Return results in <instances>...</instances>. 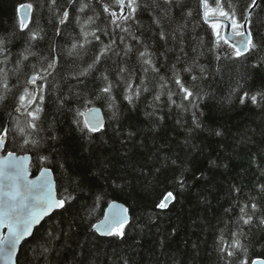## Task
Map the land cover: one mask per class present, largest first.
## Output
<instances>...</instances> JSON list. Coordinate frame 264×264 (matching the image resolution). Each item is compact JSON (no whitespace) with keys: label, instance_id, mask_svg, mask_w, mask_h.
<instances>
[{"label":"trees","instance_id":"trees-1","mask_svg":"<svg viewBox=\"0 0 264 264\" xmlns=\"http://www.w3.org/2000/svg\"><path fill=\"white\" fill-rule=\"evenodd\" d=\"M26 3L33 4V19L43 30L40 35L44 38L35 42L33 50L42 56L58 57L55 74L49 77L53 88L44 101L45 128L50 125L52 134L57 137L52 142L48 167L53 169L55 178L62 171L59 163L84 177L83 191L74 193L81 197L78 202L81 215L84 214L85 204L92 205L93 193H105V200L96 206L91 222L101 220L108 204L113 201L128 206L131 221L126 226L125 240L98 233L93 235L88 229V222L80 223L56 244L55 250L45 259L39 245L47 232L61 222L68 231L66 221L70 213L61 214V210H57L23 243L18 264H92L94 259L97 264H112L113 261L123 264L124 260L128 264H223L216 246L221 232L226 231L230 215H226L225 209L234 207L236 203L237 194L233 189H242L243 200L259 181H264V176L259 174L253 163V157L264 147V110L251 104L241 105L229 98L237 74L243 69L239 62H217L207 54L209 43L215 40V36L212 24L205 23L201 18L203 10L199 9L198 0H180L171 10L174 22L171 27L166 25L171 31L177 23H186L180 46L187 52L190 53L200 42L204 44L205 55L200 57V63L208 69V74L204 80L198 81L205 95L199 107L202 128L190 137L191 144L197 145L195 149L185 146L186 138H189L191 112H180L162 103L159 114L165 119L153 128L152 120L145 115L152 110L149 107L152 95L148 93L135 106L118 96L122 135L114 134L113 128L117 125L110 120L108 109L101 107L100 103L90 107L103 109L106 134L96 133L91 140L82 135L74 120L79 119L83 123L85 115L77 116L76 110L85 113L87 107L80 105L73 93L89 95L99 80L90 76L77 84L67 75L73 64V57L67 53L78 36L79 27L74 22L60 25L59 12L53 16L47 7L38 6L46 4L47 0H0V30L13 26L16 9ZM58 3L63 4L64 0H58ZM237 3L242 9L249 0H237ZM189 11L192 13L190 17L187 16ZM138 16L142 35L140 32L136 34L152 45L153 51L160 57V75H170L168 64L175 62L176 55L180 54L179 47L173 41L165 44L158 39L151 12L143 11ZM60 28L61 34L57 35ZM250 28L264 36V0H260L251 15ZM220 33L223 36L222 27ZM101 38L107 42V37ZM19 46L16 45L13 50L16 51ZM165 48L175 49L167 53V60L160 55ZM90 56L91 53L84 59ZM117 59L113 57L102 67L111 68ZM30 62L36 63V60L30 58ZM76 63L82 65L83 61L77 60ZM25 71L31 75L29 69ZM257 73L258 85L264 72L257 70ZM21 79L24 77L21 76ZM169 86L176 90L174 84ZM59 95L64 98L63 104L57 100ZM174 99L180 103L179 98ZM12 107L13 104L9 103L6 109L0 108V121H8L7 112ZM178 120L180 123H177ZM213 129L223 131L224 135L211 134ZM129 131L136 133L132 140L125 139ZM7 150L26 153L18 149L11 139ZM177 157L186 169L183 189L175 183L176 170L166 164V160L170 162ZM212 162H215V167ZM261 167H264V159ZM32 171L38 172L35 157ZM114 177L124 178L115 181L121 187L113 185ZM168 191H172L176 199L166 209L156 207ZM254 239L259 242L249 245V259L264 258V233H256Z\"/></svg>","mask_w":264,"mask_h":264},{"label":"snow or ice","instance_id":"snow-or-ice-1","mask_svg":"<svg viewBox=\"0 0 264 264\" xmlns=\"http://www.w3.org/2000/svg\"><path fill=\"white\" fill-rule=\"evenodd\" d=\"M179 2L180 0H64L61 4L58 0H47L46 4L38 5L47 7L53 16L59 12L60 25L74 22L79 27L78 36L67 53L73 57V64L67 75L77 84L90 76L99 80L95 90L89 95H84L83 92L73 93L77 102L87 107L89 119L83 123L75 119L74 123L89 140L96 133L103 135L107 132L104 122L98 119L99 110L90 107L91 105L100 103L101 107H106L111 114L110 120L117 125L113 128L114 134L122 135L118 96L135 106L148 93L152 95L149 105L152 110L145 115L152 120L153 128L158 127L165 119L159 114L162 103L175 107L180 112L190 111L191 125L185 146L192 149L197 147L191 144L190 137L202 128L199 107L205 94L198 81L206 78L208 69L200 63V57L205 55L203 42L193 47L190 53L180 46L186 23H177L175 28L168 30L174 22L171 10ZM198 6L203 10L201 18L205 23L215 21L212 23L215 40L209 43L207 54L217 62H239L243 69L237 74L229 98L241 105L251 104L264 110V77H261L258 85L256 83L257 70L264 72V36L249 27L257 0H249L242 9L238 7L237 0H198ZM143 11L152 13V25L157 29L158 39L165 44L173 41L179 47L180 54L176 55L175 62L168 64V76L160 75V57L153 51V46L136 34L140 32L142 35L138 14ZM16 12L13 26L0 30V108L6 109L9 103L13 104L12 110L7 112L8 121H0V150L6 151V155L0 160V229L5 230L0 233V255L11 261L17 245L25 237L32 236L34 226L54 210H61V214L70 213L66 221L68 231H65L64 222H61L47 232L46 238L39 245L40 253L45 259L63 237L68 236L69 232L83 222H88V229L93 235L98 233L100 236L125 240L126 226L129 223L127 209H118L114 202L110 203L108 208L113 211L104 212V219L98 223L91 222L96 206L105 200V193H93L92 205L85 204L84 214L81 215L78 207L81 197L74 193L83 191L84 177L64 163H59L58 167L62 171L58 177L53 178V169L48 165L51 163L52 142L57 137L52 134L50 125L45 128L44 101L46 94L53 88L49 77L55 74L57 62L55 58L42 56L33 50L35 42L44 38L40 35L43 30L32 16L33 4H22ZM191 15V11L187 12V16ZM221 27L225 29L223 36L220 33ZM56 34H61L60 29H57ZM102 36L108 38L107 42ZM18 44L20 46L14 51ZM174 51L175 49L165 48L160 55L167 60V53ZM89 53L91 56L84 59ZM113 57L118 59L113 61L111 68L102 67ZM30 58L35 59L36 63H31ZM77 60H82V65L77 64ZM26 68L31 71V75L25 71ZM250 80L252 83H249ZM172 84L175 85V91L169 86ZM174 97L179 98L180 103ZM57 100L64 103L62 95L57 96ZM76 115L84 116L85 113L77 109ZM211 134L222 137L224 132L213 129ZM135 136V132L129 131L125 139L132 140ZM10 139L18 149L30 155L19 157L15 151H7ZM33 157L39 171L34 180L29 179L30 173L24 163ZM262 159L264 147L253 157L257 171L264 176ZM166 164L176 170L175 183L183 189L186 170L183 162L177 157L170 162L166 160ZM212 165L215 167V162ZM116 179L124 178H113V185L121 187L115 183ZM145 180L147 181V177ZM233 191L237 194L236 203L234 207L225 209L226 215H230L225 225L226 231L221 232L216 246L220 260L223 264H264V259L250 260L248 257L249 245L259 242L254 239L256 233H264V181H259L243 200L241 188L234 187ZM175 199L174 193L168 191L156 207L165 209L168 202ZM92 264H97V260L94 259ZM112 264L116 262L113 261ZM123 264H128L127 260Z\"/></svg>","mask_w":264,"mask_h":264},{"label":"water","instance_id":"water-1","mask_svg":"<svg viewBox=\"0 0 264 264\" xmlns=\"http://www.w3.org/2000/svg\"><path fill=\"white\" fill-rule=\"evenodd\" d=\"M259 2H260V0H257V6H258ZM255 8H256V7H255ZM255 8H254V9H255ZM254 9H253V11H254ZM253 11H252V13H253ZM252 13H251V15H252ZM213 22H215V21H209V22H207V23L212 24ZM249 27H250V25H249ZM60 30H61V28H60ZM224 33H225V29L222 27V34L224 35ZM56 62H57V65H58V57H56ZM94 108H96V109L99 110V113H98V119L102 120V121L104 122V124H106V117H105V114H104L103 109H102L101 107H99V106H95ZM84 118H85V120L89 119V117H88V115H87V111L85 112V116H84ZM5 155H6V151H4V150H0V160H2L3 157H4ZM16 155L19 156V157H23V156H25V155H30V154H29V153H21V154H19V153L16 152ZM32 162H33V158H32L31 160H29V161H25L24 163H25V166L28 168L29 173H30V175H29V179H33V180H34V179L39 175V172H38L37 174L34 175V173H33V171H32ZM53 178L55 179L54 171H53ZM113 202L115 203V205L118 206V209H119V208L127 209V213H126V215L128 216V221H129V223H130V221H131V215H130V211H129L128 206H127L126 204L120 202V201H113ZM113 202H111V203H113ZM171 202H172V201H169V202H168V207H169V205L171 204ZM168 207H166V208H168ZM166 208H165V209H166ZM118 209H117V210H118ZM55 211H57V210L52 211V212L50 213L49 216H51ZM112 211H113V209H110V208L107 207V209H106L105 212H109V213H110V212H112ZM49 216H46L43 220H41V222H40L39 224H37V225L34 226V228H33V234H34L36 228L39 227V226L44 222V220H45L46 218H48ZM102 219H104V217H103ZM102 219H101V220H102ZM98 222H99V221H98ZM98 222H97V223H98ZM129 223H128V224H129ZM3 231H5V230L0 229V233H2ZM32 236H33V235H32ZM32 236H30V237H25V239L22 240V241L20 242L19 245H17L16 252H15V254L13 255L11 261L8 260L6 256H4V255H0V264H18V255H19V253H20L21 247H22L23 243H24L25 241H27L28 239H30ZM258 258H259V259H264V258H262V257H258ZM255 259H257V258H255Z\"/></svg>","mask_w":264,"mask_h":264},{"label":"flooded vegetation","instance_id":"flooded-vegetation-1","mask_svg":"<svg viewBox=\"0 0 264 264\" xmlns=\"http://www.w3.org/2000/svg\"><path fill=\"white\" fill-rule=\"evenodd\" d=\"M7 151H8V150H7ZM19 154H21V153H19ZM32 166H33V162H32ZM38 172H39V171H38ZM38 172L34 173V175L37 174Z\"/></svg>","mask_w":264,"mask_h":264}]
</instances>
